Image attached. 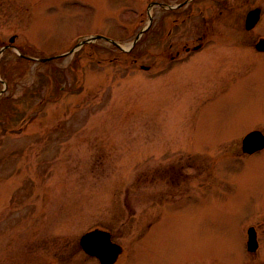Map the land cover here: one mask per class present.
<instances>
[{
    "label": "rangeland",
    "instance_id": "1",
    "mask_svg": "<svg viewBox=\"0 0 264 264\" xmlns=\"http://www.w3.org/2000/svg\"><path fill=\"white\" fill-rule=\"evenodd\" d=\"M153 1L181 0H0V264H100L79 243L96 227L122 247L114 264H264V148L241 151L264 133V54L204 67L225 50L211 37L170 58L264 21L212 29L206 10L231 18L234 0ZM237 1L243 19L255 3ZM149 15L129 51L82 43L129 48Z\"/></svg>",
    "mask_w": 264,
    "mask_h": 264
},
{
    "label": "flooded vegetation",
    "instance_id": "2",
    "mask_svg": "<svg viewBox=\"0 0 264 264\" xmlns=\"http://www.w3.org/2000/svg\"><path fill=\"white\" fill-rule=\"evenodd\" d=\"M192 0H181V1H178L177 3L174 4V6L172 7V9H169L167 7L168 4H165V3H161V2H157L156 5H158L159 7L161 8H168L169 11H172V10H175L178 11L179 9L181 8H185L187 7V5H191ZM209 1H213V0H209ZM216 2H218V4L220 5V3H222V7L225 9L226 8V5L228 3L227 0H215ZM254 2L255 4H251L247 10H246V13H245V16L243 19H241L240 17V10H241V1H237V0H234V5H235V8H234V15L233 17H227V18H220L219 15L222 14V11L218 12L216 14L215 17L211 16L213 14V9L212 10H206L207 11V15L202 17V20L203 23L209 27L211 26L212 29H214V25L215 23L219 22V21H229V22H240V21H248L246 16L247 14L250 12V11H256L257 15H258V18L256 19H250L249 21H257V23L251 28V29H248V30H252L254 29L257 24L261 21H264V2H259L257 0H243V3H247L248 5L251 3V2ZM218 6V5H217ZM213 38L212 40H215V41H220V42H224L225 43V46H224V49L225 50H220V51H213L212 49H209V50H206L205 53H204V57H199V56H196L197 59L204 65V67H207L208 65H211V69H216V70H220V63H221V60L222 59H226L228 58L229 55L231 54H234V51L237 50V49H240L239 46H244V47H251L252 49H254L256 52H259V53H263L264 54V47L263 49H258L257 46H256V43L259 39H264V35H259V34H241V33H238V34H206V33H203L202 36L199 37L200 39V42L195 44V45H192L189 46L187 44H184L181 49H177L175 51L174 54H170V58L171 60L174 59L175 57L179 56L180 55V51H184L186 53H190L191 50L193 51H198L199 49H201V47L204 46V40L205 38ZM13 40L12 39L10 41L9 39V44H6L9 46H13ZM172 45L170 44L169 45V48L171 47ZM231 49V50H229ZM234 49V50H233ZM226 51H231L229 54L226 53ZM232 59H226L227 62H230ZM210 69V70H211ZM254 257L255 255H257V253H259V244H258V247L255 251L252 252ZM260 255V253H259Z\"/></svg>",
    "mask_w": 264,
    "mask_h": 264
},
{
    "label": "water",
    "instance_id": "3",
    "mask_svg": "<svg viewBox=\"0 0 264 264\" xmlns=\"http://www.w3.org/2000/svg\"><path fill=\"white\" fill-rule=\"evenodd\" d=\"M256 16L257 13L255 15L253 14V12H250L248 18L255 19ZM255 22L256 21H247V27L252 26ZM142 31H140L136 35L132 44H134L137 41ZM98 37L104 38L102 35H93L83 40L82 43L85 41L96 39ZM106 39L114 43L115 45L121 47L119 43H117L115 40L109 38ZM257 47L259 48L264 47V39L260 40L257 43ZM50 58L52 57H45V58H41L40 60H48ZM263 147H264V134L259 130H253L247 133L243 138L242 141L243 151L251 153ZM79 242L82 248L84 249V251L90 255L97 256L101 264H113L121 252L120 245L111 240L110 233L106 230H102L99 228H95L85 232L80 237ZM247 248L250 251H253L257 248L256 231L253 226H250L247 229Z\"/></svg>",
    "mask_w": 264,
    "mask_h": 264
}]
</instances>
